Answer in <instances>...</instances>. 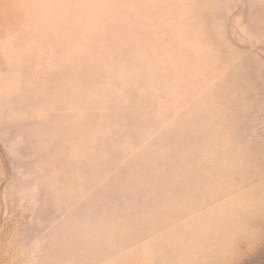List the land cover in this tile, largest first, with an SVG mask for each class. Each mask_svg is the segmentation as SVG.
Returning <instances> with one entry per match:
<instances>
[{"label": "rangeland", "instance_id": "obj_1", "mask_svg": "<svg viewBox=\"0 0 264 264\" xmlns=\"http://www.w3.org/2000/svg\"><path fill=\"white\" fill-rule=\"evenodd\" d=\"M0 264H264V0H0Z\"/></svg>", "mask_w": 264, "mask_h": 264}]
</instances>
